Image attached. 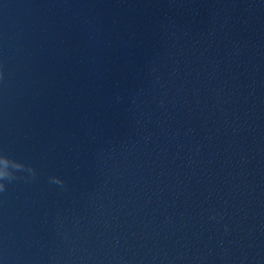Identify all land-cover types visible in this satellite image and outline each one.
Wrapping results in <instances>:
<instances>
[{"label": "clouds", "instance_id": "obj_1", "mask_svg": "<svg viewBox=\"0 0 264 264\" xmlns=\"http://www.w3.org/2000/svg\"><path fill=\"white\" fill-rule=\"evenodd\" d=\"M3 73L0 72V78ZM26 175H23L25 174ZM36 177V170L30 165L21 160L12 158L11 156L0 152V194L7 191L8 185L13 184L18 180L30 182ZM49 182L63 187L64 181L58 176L49 177Z\"/></svg>", "mask_w": 264, "mask_h": 264}]
</instances>
